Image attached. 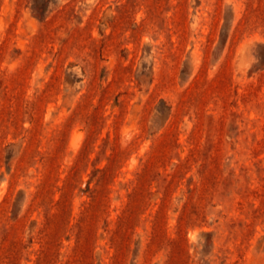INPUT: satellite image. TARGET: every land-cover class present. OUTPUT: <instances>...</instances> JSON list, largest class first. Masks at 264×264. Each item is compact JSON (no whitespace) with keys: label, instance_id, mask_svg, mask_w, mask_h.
Segmentation results:
<instances>
[{"label":"rangeland","instance_id":"obj_1","mask_svg":"<svg viewBox=\"0 0 264 264\" xmlns=\"http://www.w3.org/2000/svg\"><path fill=\"white\" fill-rule=\"evenodd\" d=\"M0 264H264V0H0Z\"/></svg>","mask_w":264,"mask_h":264}]
</instances>
